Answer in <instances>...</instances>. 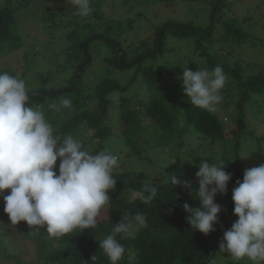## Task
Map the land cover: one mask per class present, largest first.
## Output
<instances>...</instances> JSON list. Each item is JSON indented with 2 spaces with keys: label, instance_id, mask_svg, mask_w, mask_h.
Listing matches in <instances>:
<instances>
[{
  "label": "trees",
  "instance_id": "16d2710c",
  "mask_svg": "<svg viewBox=\"0 0 264 264\" xmlns=\"http://www.w3.org/2000/svg\"><path fill=\"white\" fill-rule=\"evenodd\" d=\"M38 1H5L0 8V41L21 38L17 12ZM53 1L40 3L45 7L42 21L54 29L61 24L60 7L51 4ZM232 1L211 0L205 26L169 19L146 36L138 34L140 49L135 52L124 43L123 34L118 39L112 36L113 21L98 9L75 22L76 28L68 32L67 59L61 66L71 74L67 88L48 90L45 82L52 72H47L42 75L45 86L38 92L15 96L13 91L7 98L13 104L0 129V182L6 187L0 198V227L9 233L14 223L21 226L26 237L39 242L44 251L39 258L46 264H264V202L259 207L246 205L242 191L233 188L234 182L248 184L244 155L251 140L259 145L251 155L262 159L260 171H264V134L249 131L247 126L250 106L257 105L264 113V34L258 33L257 18L252 14L225 11L234 8ZM71 10L80 14L77 8ZM102 24H106V33L97 30ZM134 25L129 22L127 29ZM96 38L104 39L112 50L91 83L94 75H86L93 60L89 44ZM117 71L129 73V80L120 82ZM209 73L202 86L209 94L189 89L195 83L190 78ZM185 83L187 87L181 89ZM135 87L139 91L132 95ZM116 92L121 93L120 110L126 122H133L141 111L149 119V128L175 129L184 121L182 137L190 138L197 131L200 138L207 139L198 144L190 138L193 154L198 155L197 167L187 177L175 168L177 173L169 180L145 184L133 169H117V164L104 162L110 158L107 149L102 152L91 143L94 152L104 158L100 167L86 162V167H78L71 175L79 187L93 186L108 200L104 221L63 217L73 206L63 205L50 188L47 194L36 184L33 171L61 154L73 155L76 145L71 138L83 122L98 128L101 146L106 147L102 141L112 131L102 123L117 108L112 97ZM60 93L63 104L58 109L38 110L39 103L33 106L35 97L43 96L50 103ZM91 102L99 113L88 111ZM81 104H86L82 110L65 114ZM233 104L239 124L228 132L217 110ZM26 118L35 127L24 131ZM141 127L128 125L124 132L130 134ZM208 143L224 146L219 151L207 149ZM59 145L65 147L60 150ZM60 176L69 180L63 173ZM131 191L140 194L130 199L126 193ZM129 220L138 226L134 234L129 232ZM52 234L55 241L46 242L45 236ZM55 242L57 247L46 251Z\"/></svg>",
  "mask_w": 264,
  "mask_h": 264
},
{
  "label": "rangeland",
  "instance_id": "374dc122",
  "mask_svg": "<svg viewBox=\"0 0 264 264\" xmlns=\"http://www.w3.org/2000/svg\"><path fill=\"white\" fill-rule=\"evenodd\" d=\"M5 1L0 0V8L5 5ZM40 1H38V5L32 3L31 6L22 7L18 10L17 27L19 28L18 31L20 30L19 32H21V38H10L0 41V129H3L5 118L13 104L12 102H7L11 92L16 91L15 96H20L29 91L38 92L37 89L45 86L42 79L44 78L43 76H46L44 73L47 72H52V76L45 82L48 90L59 89V92H61L65 87L67 88L71 74L69 70H64L61 66L67 59V53L64 49L66 44L70 42L68 32L76 28L75 22L83 21L86 19L84 17L88 16L93 10L98 9L102 15L109 17L113 21L112 36L118 39L119 33L121 36L123 34L122 38L128 40H124V43H127L129 47L131 46L130 51L133 52L140 49L136 42L139 39L136 37L138 34L146 36L156 29V26L163 24L169 19L190 20L198 26H205L209 23L212 10L211 0H55L51 4H56L60 7L58 21L61 25L56 24L59 29L54 28V30L49 27L51 24L48 26V23L43 22L41 19L45 7L41 6ZM225 1L227 2L228 0ZM234 1L231 3L234 8L226 7L225 11L228 14H252L257 18L255 28L258 29V33L264 34V0ZM72 8H77L80 14L78 12L73 13ZM75 15H79L76 21H74ZM129 22H134L135 24L132 29H127ZM106 29V24H102L97 30L106 33ZM89 48L93 60L87 66L88 74L86 75H94L91 81L93 83L97 75L101 73L105 59L111 53L112 45L102 38H96L89 44ZM261 50L263 51L264 47ZM245 56L247 57V54ZM261 58L264 62V52L261 54ZM161 59L157 60L158 64ZM125 70L130 72L134 68ZM209 76H211V73L203 75V78L195 74L194 77L189 79L191 82H195L189 89L191 91L202 90L205 94H209L210 91L208 92L202 87L207 84L206 79ZM116 77L121 80L120 82L125 83L129 80L130 75L127 72L117 71ZM232 83L234 84L235 82ZM186 87V83L182 84L181 89ZM138 91V88L135 87L132 95H135ZM186 91V94H189V90ZM58 95L59 97L54 96L50 103L43 96L35 97L33 106L35 103H39L37 106L38 110L42 107L46 109L53 108V110L58 109L63 104L61 93ZM120 96L121 93L119 92L113 93L112 97L117 104V108L115 111L111 110L103 119L102 124L112 131L111 136L102 141L106 147L101 146L102 143H100V138L97 135L98 128L83 122L81 128L71 138V144L75 143L74 146L76 145L73 155L61 154L54 162L51 159L47 160L33 171L36 184L45 188L46 193L50 188L52 194L60 198L63 205L73 206L66 211L63 217L71 218L75 215L78 218L104 221L105 209L109 205L105 196L96 191L93 186L79 187L72 181L71 173L78 170V167L82 165L86 167V162L92 166L100 167L104 158L94 152V147L90 145L91 143L98 145L102 152L105 151V148L107 149L110 158L105 159L104 162L117 164L119 166L117 169H133L141 176L145 184L167 181L177 171L182 176L187 177L191 169L197 167L195 164L198 155L193 154L194 148L192 145L194 142H198V144L205 143L208 141L207 139L200 138L197 131L190 134V138L194 142L187 135L182 137L184 121L177 123L175 129L166 128L159 130L157 128H149L147 126L149 119L141 111L133 122H126L122 118L123 114L122 110H120ZM85 105H75L68 111L64 110L65 114H75L76 111L82 110ZM257 108V105L248 108L247 126L249 131L252 130L256 134H264V113L257 110ZM59 111L57 113H60ZM88 111L97 114L100 110H98L96 104L91 102ZM217 112L223 118L228 132L238 127L239 123L236 118L234 104L233 106L222 105ZM137 124H142V127L130 134L124 132L125 127L128 125L135 126ZM34 127L33 122L29 118L24 120V131ZM230 136H234V133L230 134ZM250 145L244 155L245 161L248 162L246 171L248 184L243 185L242 183L234 182L233 188L242 191V198L246 201V205L253 204L259 207L264 202L258 200L259 197L264 199V171H260L263 161L261 158L253 159L250 152L256 151L259 145L252 140ZM210 146L211 144L208 143L207 149L213 147V149L219 151V147H223L224 143ZM64 147L65 145H59L58 149L61 150ZM135 149L138 151H135ZM231 157V159H234V156ZM200 165L203 166V164ZM111 169L116 168L112 167ZM60 173L65 174L69 180H64ZM5 194L6 187L0 182V198ZM126 194L130 199H134L140 193L131 191ZM127 226L131 234H134L138 229V226L130 220ZM242 236L244 237V234ZM50 240L52 242L55 241L53 234L45 236L46 242H50ZM54 247H57V242L47 247L46 251ZM40 254H44V251L41 249L39 242L26 237L21 226L14 223L9 233L7 229L0 227L1 264H46L44 259L39 258Z\"/></svg>",
  "mask_w": 264,
  "mask_h": 264
},
{
  "label": "water",
  "instance_id": "95a60500",
  "mask_svg": "<svg viewBox=\"0 0 264 264\" xmlns=\"http://www.w3.org/2000/svg\"><path fill=\"white\" fill-rule=\"evenodd\" d=\"M90 58H91V55L89 56V59H90ZM83 65H84V64H83ZM83 65H82V66H83ZM82 66L79 68V70H81V69H82Z\"/></svg>",
  "mask_w": 264,
  "mask_h": 264
}]
</instances>
